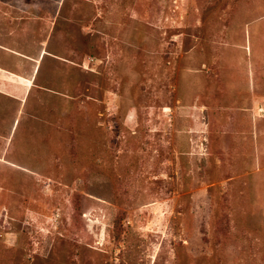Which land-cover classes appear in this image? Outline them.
Wrapping results in <instances>:
<instances>
[{"label":"rangeland","instance_id":"1","mask_svg":"<svg viewBox=\"0 0 264 264\" xmlns=\"http://www.w3.org/2000/svg\"><path fill=\"white\" fill-rule=\"evenodd\" d=\"M0 264H264V0H0Z\"/></svg>","mask_w":264,"mask_h":264}]
</instances>
